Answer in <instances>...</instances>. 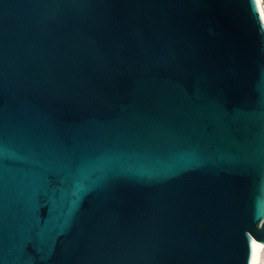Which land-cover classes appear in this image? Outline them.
Masks as SVG:
<instances>
[{
	"label": "water",
	"instance_id": "95a60500",
	"mask_svg": "<svg viewBox=\"0 0 264 264\" xmlns=\"http://www.w3.org/2000/svg\"><path fill=\"white\" fill-rule=\"evenodd\" d=\"M252 241L257 0H0V264H257Z\"/></svg>",
	"mask_w": 264,
	"mask_h": 264
},
{
	"label": "bare ground",
	"instance_id": "6f19581e",
	"mask_svg": "<svg viewBox=\"0 0 264 264\" xmlns=\"http://www.w3.org/2000/svg\"><path fill=\"white\" fill-rule=\"evenodd\" d=\"M257 3H258V7H259V10H260V13H261V16H262V20H263V23H264V9H263V6L261 4V0H257ZM253 244L257 245L258 247V261H257V264H263V261H264V245L261 244V243H258V242H255V241H252Z\"/></svg>",
	"mask_w": 264,
	"mask_h": 264
},
{
	"label": "rangeland",
	"instance_id": "374dc122",
	"mask_svg": "<svg viewBox=\"0 0 264 264\" xmlns=\"http://www.w3.org/2000/svg\"><path fill=\"white\" fill-rule=\"evenodd\" d=\"M261 4H262L263 9H264V0H261Z\"/></svg>",
	"mask_w": 264,
	"mask_h": 264
},
{
	"label": "snow or ice",
	"instance_id": "6c2138e0",
	"mask_svg": "<svg viewBox=\"0 0 264 264\" xmlns=\"http://www.w3.org/2000/svg\"><path fill=\"white\" fill-rule=\"evenodd\" d=\"M255 11H256V9H255V8H253V9H252L253 15H255Z\"/></svg>",
	"mask_w": 264,
	"mask_h": 264
},
{
	"label": "built area",
	"instance_id": "2783aa9c",
	"mask_svg": "<svg viewBox=\"0 0 264 264\" xmlns=\"http://www.w3.org/2000/svg\"><path fill=\"white\" fill-rule=\"evenodd\" d=\"M263 264H264V261H263Z\"/></svg>",
	"mask_w": 264,
	"mask_h": 264
}]
</instances>
